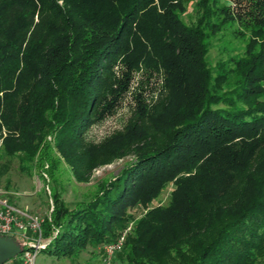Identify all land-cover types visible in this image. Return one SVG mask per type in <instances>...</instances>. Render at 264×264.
<instances>
[{"label":"trees","instance_id":"16d2710c","mask_svg":"<svg viewBox=\"0 0 264 264\" xmlns=\"http://www.w3.org/2000/svg\"><path fill=\"white\" fill-rule=\"evenodd\" d=\"M194 5L188 24L183 0H0V156L27 172L52 147L87 181L132 155L87 201L50 192L40 251L75 256L127 230L114 264H264V0ZM232 24L248 32L244 50L214 68L210 37ZM138 70L134 119L86 140ZM8 169L0 161V183Z\"/></svg>","mask_w":264,"mask_h":264},{"label":"rangeland","instance_id":"374dc122","mask_svg":"<svg viewBox=\"0 0 264 264\" xmlns=\"http://www.w3.org/2000/svg\"><path fill=\"white\" fill-rule=\"evenodd\" d=\"M194 3L195 0H183L185 9L181 17L188 24H194L199 15ZM242 31L246 35L248 34L242 26L232 24L224 27L215 36L210 37V47L207 53V62L210 66L215 68L218 63L230 65V59L243 52L247 37L242 35ZM118 70L117 73L120 74ZM144 79L146 76L142 70L132 72L129 88L120 97L116 108L88 129L86 140L91 142L102 141L108 135L129 125L138 112L134 95L140 89L141 84H144ZM157 83H160L158 77L153 74L148 85L142 90L143 95H147L146 100L150 103L159 98ZM47 158L48 162L49 158L55 160L53 174L48 171L47 160L38 162L26 172L19 168V161L16 156L3 155L2 151L0 156L1 162L9 160L8 172L2 177L0 183L2 197L23 213L41 220L49 215L52 207L50 192L56 190L70 207L81 201H87L96 192L99 183L116 175L122 167L130 162L132 155L119 157L112 163L95 168L87 181H78L73 177L71 170L60 159V154L55 148L51 147ZM171 189L172 185L169 184L152 204H166ZM140 212V208L135 210V213L139 214ZM26 234L32 235L30 231H27ZM15 238L21 240L20 237ZM18 256L15 257V260H9L5 264L15 263ZM100 257L99 244L90 243L75 256L56 257L45 251H39L35 258V264H100ZM115 264L129 263L125 259L119 260L117 257Z\"/></svg>","mask_w":264,"mask_h":264},{"label":"built area","instance_id":"2783aa9c","mask_svg":"<svg viewBox=\"0 0 264 264\" xmlns=\"http://www.w3.org/2000/svg\"><path fill=\"white\" fill-rule=\"evenodd\" d=\"M43 219L35 218L23 213L2 197L0 189V235L20 237L23 250L13 264H35L37 253L51 237L42 236L41 223ZM30 231V234H26ZM127 230L112 241L99 245L100 264H114L116 254L122 249Z\"/></svg>","mask_w":264,"mask_h":264},{"label":"water","instance_id":"95a60500","mask_svg":"<svg viewBox=\"0 0 264 264\" xmlns=\"http://www.w3.org/2000/svg\"><path fill=\"white\" fill-rule=\"evenodd\" d=\"M23 250L21 240L12 236L0 235V264L15 258Z\"/></svg>","mask_w":264,"mask_h":264}]
</instances>
